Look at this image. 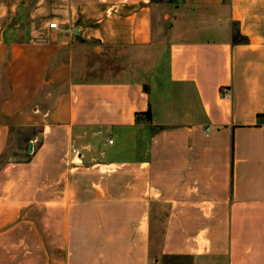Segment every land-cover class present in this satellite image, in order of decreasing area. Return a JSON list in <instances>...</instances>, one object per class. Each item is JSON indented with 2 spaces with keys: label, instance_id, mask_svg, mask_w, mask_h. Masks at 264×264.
<instances>
[{
  "label": "crops",
  "instance_id": "1",
  "mask_svg": "<svg viewBox=\"0 0 264 264\" xmlns=\"http://www.w3.org/2000/svg\"><path fill=\"white\" fill-rule=\"evenodd\" d=\"M50 241L264 264V0H0V264Z\"/></svg>",
  "mask_w": 264,
  "mask_h": 264
},
{
  "label": "rangeland",
  "instance_id": "2",
  "mask_svg": "<svg viewBox=\"0 0 264 264\" xmlns=\"http://www.w3.org/2000/svg\"><path fill=\"white\" fill-rule=\"evenodd\" d=\"M153 96H155L154 95V92H153ZM26 134L25 133H20L19 134V137L20 138H26ZM20 141V140H19ZM32 218L34 217V215L32 216V214L30 215ZM40 217V219H41V221H43V223H44V226H45V230H44V233H45V237L46 238H48L49 240L51 239V236H52V231H51V229H49L48 227V225H51V217H52V215L50 214V213H47V212H45L43 215H40L39 216ZM115 232H116V234H119V235H117V237H119V238H126V237H128L127 235H124V233H122L121 231H109V233H108V238H111V237H113L114 236V234H115ZM31 237V236H30ZM201 237V235L199 236V242H200V244H202L203 243V240H202V238H200ZM32 238H34V236H32ZM23 245H21V247H17V249H18V252H19V248H23L22 247ZM201 247V246H200ZM15 248V247H14ZM28 250H29V247L27 246L26 247ZM34 248V247H33ZM156 248V251H155V254H159V248L158 247H155ZM16 248H15V250H17ZM51 249H52V246H51V241L49 242V245H47V247H45V252H44V259H45V262H46V260L48 259V262H49V264H51V257H52V254H51ZM152 249H153V247H152ZM200 249V248H199ZM154 251V250H153ZM153 251H152V253H153ZM193 253H196V250H191ZM156 255V256H157ZM23 256V255H22ZM4 257H6L5 255H4ZM10 257V256H9ZM25 257V256H24ZM35 257V255H34V253H30V252H28V254H27V258L28 259H30V258H34ZM13 258V257H12ZM32 264H34V262H32ZM150 264H153L152 262L150 263Z\"/></svg>",
  "mask_w": 264,
  "mask_h": 264
},
{
  "label": "built area",
  "instance_id": "3",
  "mask_svg": "<svg viewBox=\"0 0 264 264\" xmlns=\"http://www.w3.org/2000/svg\"><path fill=\"white\" fill-rule=\"evenodd\" d=\"M49 27L50 28H57V23L56 22H50L49 23ZM72 152L74 154V156H78L79 155V151L76 148H72Z\"/></svg>",
  "mask_w": 264,
  "mask_h": 264
},
{
  "label": "trees",
  "instance_id": "4",
  "mask_svg": "<svg viewBox=\"0 0 264 264\" xmlns=\"http://www.w3.org/2000/svg\"><path fill=\"white\" fill-rule=\"evenodd\" d=\"M260 116V115H259Z\"/></svg>",
  "mask_w": 264,
  "mask_h": 264
}]
</instances>
